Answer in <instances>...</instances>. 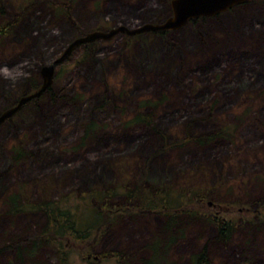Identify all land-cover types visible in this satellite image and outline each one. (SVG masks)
I'll return each mask as SVG.
<instances>
[{"label":"rangeland","instance_id":"374dc122","mask_svg":"<svg viewBox=\"0 0 264 264\" xmlns=\"http://www.w3.org/2000/svg\"><path fill=\"white\" fill-rule=\"evenodd\" d=\"M170 1L0 0V112L32 92L29 79L40 86L41 66L75 38L158 23L170 16ZM45 92L0 126V264H95L93 252L147 244L161 226L159 214L133 220L128 209L117 226L104 234L105 220L86 241L41 236L46 217L37 204L57 201L84 229L93 213L113 206L96 204L87 191L110 185L121 192L145 181L172 188L171 199L177 188H196L227 203L225 219L256 216L255 199L264 196V183L254 182L264 174V2L248 1L164 36L119 33L90 48L82 44L56 65ZM139 113L151 122H132ZM226 126H233L226 139L172 146ZM9 195L24 209L7 207ZM215 234L193 223L167 259L190 264L206 244L213 264H264V229L237 231L225 245ZM39 238L48 244L18 255V246Z\"/></svg>","mask_w":264,"mask_h":264},{"label":"trees","instance_id":"16d2710c","mask_svg":"<svg viewBox=\"0 0 264 264\" xmlns=\"http://www.w3.org/2000/svg\"><path fill=\"white\" fill-rule=\"evenodd\" d=\"M253 1L255 0H251L249 3ZM258 1L264 2L263 0ZM168 10L171 12L170 5L168 6ZM200 19L204 20L205 18ZM197 20L198 19H191L189 22L196 23ZM1 32L5 33V30L2 29ZM169 32L170 31H160L155 33L164 36ZM93 45L94 42L85 44L86 48H90ZM38 83L39 81H37V79L35 80V78L29 79L31 91L38 88ZM49 91L50 87L45 93H48ZM148 104L150 103L143 101L141 106L145 107ZM132 122L148 124L151 122V118L149 115L139 113L133 117ZM231 127L226 126L215 134L208 136H187L178 143L172 144V146H182L187 142L197 144L198 146H206L217 138L226 139L230 137ZM88 128H90V126H88ZM164 147L165 149L168 148L167 145ZM18 151L14 150L13 153H18ZM20 154H17L19 157H16V159L21 157ZM259 181L264 183V174L254 177L255 183H258ZM124 184L125 183H123V185ZM115 187L116 186L114 185H110L109 188L103 191L93 189L87 191L86 194H88L90 200L96 204L105 203L107 205L112 204L113 206L112 209L100 208L98 213H93L92 219H90L84 229H76V226L79 224L77 217L75 218L71 211L59 207L57 201L37 204L39 209H42L45 212L44 215L46 217V223L43 227L41 236L46 237L48 233H51L54 236H62L61 238L66 237L63 239L86 241L87 239H91L89 237L90 232L92 231L93 233V229L97 228L102 222L105 224V220L107 221L106 229L103 232L104 234L111 228L117 226L126 214L123 212L125 209L130 210L127 214L133 220H136L137 217L141 216H153L159 214V218L162 220L161 226L156 230L155 235L153 234L151 240L147 244H138L137 248H135V245L132 247L135 248L134 250H129L125 247L127 249H122V251L112 250L101 252L99 254L96 252L97 255L93 252L94 260H96V263H94L98 264V262L106 258L115 257L117 264H170L167 258L172 249L174 250L177 242L185 237L187 227L191 226L193 223L198 224L205 229L213 227L216 231L214 240L222 245L229 243L237 231L248 232L249 228L250 232L253 230L264 229V196L255 199L254 206L256 205V211L253 213L254 215L256 214V216L253 220L245 219L236 220L234 222L232 219L224 218L223 205L221 204L227 203H216L211 201L207 193H202L201 190L196 188H177L178 197L171 199L170 195H172V188H155L145 181L139 183L136 181V183L124 185L122 187L123 191L121 192L117 191ZM259 188H261L264 194V186L260 185ZM96 193L101 195L100 199L95 197ZM117 196L119 197V201L116 202ZM205 199L207 201H205ZM204 201L206 202V205H203ZM208 202L211 205H209ZM5 203L7 204V207L11 204L13 211H21L25 207L23 205L13 206L15 198L10 197V195ZM214 207L217 210L214 211ZM260 216H263L262 219ZM48 242L49 240L47 238H39L30 247H25L23 249L18 246V255L20 256L21 254L22 256H27L32 253L34 249L37 251V249L41 248L44 244H48ZM64 245L65 244L59 243V255L64 254ZM93 249L94 247H92V250ZM89 250L88 246V251ZM189 259L190 264H213L209 258L206 244L203 245V248L199 252L192 254ZM242 261L243 259H239V263ZM89 263L92 264V261H89Z\"/></svg>","mask_w":264,"mask_h":264},{"label":"water","instance_id":"95a60500","mask_svg":"<svg viewBox=\"0 0 264 264\" xmlns=\"http://www.w3.org/2000/svg\"><path fill=\"white\" fill-rule=\"evenodd\" d=\"M251 0H171V14L158 23L145 22L135 27L118 25L108 30H95L72 40L62 54L53 62L44 64L40 68L41 84L29 94L21 96L16 103L0 112V126L14 116L30 100L41 96L52 85L56 65L63 62L70 53L82 44L93 43L98 40H109L119 33L137 35L145 32H160L177 30L187 24L191 19L214 17L229 9Z\"/></svg>","mask_w":264,"mask_h":264},{"label":"flooded vegetation","instance_id":"af4514ba","mask_svg":"<svg viewBox=\"0 0 264 264\" xmlns=\"http://www.w3.org/2000/svg\"><path fill=\"white\" fill-rule=\"evenodd\" d=\"M240 5H242V4H240ZM234 8V7H233ZM233 8H231V9H233ZM231 9H229L228 11H230ZM228 11H226V12H228ZM224 13V12H223ZM222 13H220V14H218V15H221ZM218 15H216V16H214V17H217ZM203 18H206V17H203Z\"/></svg>","mask_w":264,"mask_h":264}]
</instances>
